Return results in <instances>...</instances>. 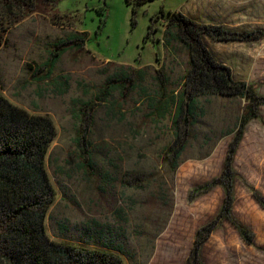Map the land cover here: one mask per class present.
<instances>
[{
	"label": "rangeland",
	"instance_id": "obj_1",
	"mask_svg": "<svg viewBox=\"0 0 264 264\" xmlns=\"http://www.w3.org/2000/svg\"><path fill=\"white\" fill-rule=\"evenodd\" d=\"M0 2V93L29 113L49 116L56 128L46 157L56 196L45 219L48 237L118 253L126 264H184L196 231L215 217L223 198L215 188L189 202L188 191L220 173L242 102L198 98L199 117L188 128L178 167L170 170L163 152L174 133L165 102L178 93L188 59L167 24L180 14L204 25L264 32V0ZM63 45L67 51L50 80L36 81L48 53ZM205 47L235 81H264V39L206 40ZM131 71L139 73L129 86L122 79ZM109 79L120 81L100 102L95 97ZM257 92L264 96V85ZM87 101L94 103L85 139L91 175L79 167L74 144L79 108ZM259 114L261 120L246 127L233 164L238 179L231 212L252 232L253 244L222 221L201 249L205 264H264V210L249 190L264 198V106Z\"/></svg>",
	"mask_w": 264,
	"mask_h": 264
},
{
	"label": "trees",
	"instance_id": "obj_2",
	"mask_svg": "<svg viewBox=\"0 0 264 264\" xmlns=\"http://www.w3.org/2000/svg\"><path fill=\"white\" fill-rule=\"evenodd\" d=\"M126 1L129 3V0ZM167 25L171 32L170 39L182 46L188 59L178 93L167 98L165 102V108L172 109L170 122L174 133L172 143L163 152L164 163L170 170L173 172L178 167L179 158L187 145L188 128L199 117L195 116L198 98L224 97L242 102L220 173L191 188L187 194V200L192 202L215 188L223 191L217 214L196 231L193 246L184 263L205 264L201 258V249L222 221L232 225L245 244H253L252 232L239 223L231 212L234 184L238 179L233 164L246 127L254 120H261L259 107L264 106V96L257 92V88L264 85V81L251 86L235 81L230 69L219 64L206 49L205 42L252 44L263 40L264 32L204 25L180 14H174ZM66 51L64 45L55 51L53 48L44 65L35 71L33 78L48 82L60 56ZM42 71V76L36 77L35 74ZM138 73H123L125 77L122 80L131 86ZM157 75L160 96L164 99V81L159 79V72ZM114 81L119 82L120 79L107 80L95 99L100 102L106 99L110 91L115 90L112 85ZM120 90H124V87ZM93 104L87 101L80 106L79 126L74 138V144L80 152L79 167L85 175H89L92 167L85 139L90 127L88 112ZM55 138L56 128L49 116L29 113L11 104L0 93V264H126L118 253L57 242L48 237L45 219L56 196L46 171V157ZM249 190L255 202L264 210V198L256 190Z\"/></svg>",
	"mask_w": 264,
	"mask_h": 264
},
{
	"label": "crops",
	"instance_id": "obj_3",
	"mask_svg": "<svg viewBox=\"0 0 264 264\" xmlns=\"http://www.w3.org/2000/svg\"><path fill=\"white\" fill-rule=\"evenodd\" d=\"M33 114H38V113H33Z\"/></svg>",
	"mask_w": 264,
	"mask_h": 264
}]
</instances>
